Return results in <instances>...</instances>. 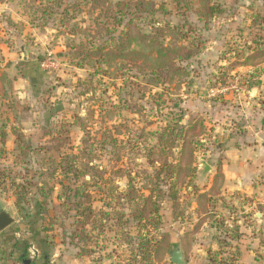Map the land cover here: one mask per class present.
Instances as JSON below:
<instances>
[{"label": "rangeland", "instance_id": "obj_1", "mask_svg": "<svg viewBox=\"0 0 264 264\" xmlns=\"http://www.w3.org/2000/svg\"><path fill=\"white\" fill-rule=\"evenodd\" d=\"M152 1L164 3L169 15H143L138 26L146 31L152 21L182 25L188 42L200 49L182 63L186 77L152 90L122 63L113 69L77 67L80 57L73 53L79 44L91 48L112 42L104 31L96 34V24L105 28V22L95 20L88 3L0 4V204L17 215L0 233V264H138L140 258L131 253L135 246L125 242V234L137 233L131 224L121 228L110 220L101 229L95 223L94 229L86 228L87 239L71 241L75 213L58 199L60 184L84 190L86 181L89 189L84 192L91 193L93 208L108 211L103 204L111 202V192L122 195L127 190V178L113 176L115 167L129 170L136 189L146 186L143 171L154 175L156 166L146 164L145 149L156 146L155 133L180 115L182 124L196 128L193 173L182 166L175 186L178 207L174 210L165 201L161 225L147 227L146 239L155 246L161 234H167L185 264H264V220L254 216L263 208L248 207L243 195L221 196L223 183L219 193L197 205L198 195L210 188L215 174L203 178L200 162L220 167L213 152L222 128L257 121L264 110V59L238 65L251 51L264 48V0H214L224 13L208 22L182 16L165 0ZM177 158L174 149L172 161ZM87 162L92 171L83 179L66 177L60 169L51 176L65 164L80 174ZM95 172H103V177ZM20 197L25 203L17 205ZM166 248L157 257L150 248V264H172V250L168 254Z\"/></svg>", "mask_w": 264, "mask_h": 264}, {"label": "trees", "instance_id": "obj_2", "mask_svg": "<svg viewBox=\"0 0 264 264\" xmlns=\"http://www.w3.org/2000/svg\"><path fill=\"white\" fill-rule=\"evenodd\" d=\"M7 0H0V4ZM37 4L40 7L43 2L50 4V7H59L65 0H24ZM79 1V0H74ZM90 5L91 10L96 14L95 20L102 19L105 23V28L96 24V34L104 31L110 36L111 43L109 46H91L79 44L73 53L80 57L78 68L88 67L94 69L97 65L105 66L113 69L122 63L126 72L134 73L135 76L142 78L144 86L148 89H159L170 86L174 81L179 82L186 77V69L182 63L190 61L200 53L198 46L193 47L191 42H188L187 34L183 31L182 25L159 24L158 22H148V30L144 31L137 24L143 15L154 16L156 13L167 15L165 4L157 6L152 0H82ZM177 8L184 16V13L193 15L198 21L208 22L224 13V8L214 0H165ZM76 3V2H75ZM45 12L44 10H41ZM169 15V14H168ZM117 27H122L116 36H112L113 31ZM264 59V48H257L250 52L244 59L242 64L253 62L255 60ZM35 61V60H34ZM28 66V65H27ZM39 67V66H38ZM29 68V67H28ZM31 74V70L29 69ZM178 84H174L175 87ZM132 108L131 106H128ZM134 110V106H133ZM79 128L85 131L82 120L78 118ZM182 115H180L173 124L167 122L162 127L161 132H157L156 146L145 149L144 157L148 167L156 166L154 175H148L146 179L148 184L136 189L134 186V178L125 167H115L113 176L115 178H127V190L122 195L113 194L109 197V204L104 202V207L108 211L94 209L92 206L91 193L84 192L89 189L86 181L82 182L85 189L80 188L71 190L65 185L60 184L62 193L58 199L67 202L69 205L68 211L75 213V221L73 230L70 236L71 241L75 239H87V227L95 228V223L103 229L104 225L112 220L116 227L131 226L137 228L135 236L125 234V242L128 246H135L131 253L135 257H139L138 264H150L151 252L157 257L160 249L166 246V253H170L173 246L169 243L168 235L161 234V239L152 246L147 238V227L153 229L159 228L161 225V205L165 201H169L172 208L176 210L178 207L177 194L175 186L178 178L182 173V166L185 165L189 173H193L191 165L193 162L194 139L197 138L194 126H186L181 123ZM189 127V128H188ZM2 141H4L2 139ZM61 142L59 145H63ZM86 144V141L83 140ZM178 150V158L172 161L173 150ZM120 155V153H118ZM116 161L120 162L119 156H116ZM90 162L84 164V172L78 174L77 171L70 165L57 166L51 172L54 176L57 171L66 177H78L83 179L90 174L92 166ZM70 174V175H69ZM103 172H95L99 178L103 177ZM94 175V174H93ZM0 178L3 174L0 169ZM223 183V175L220 167H217L212 178V184L207 191L198 195L200 200L197 202L198 207L206 203L212 193H219ZM17 189L23 190L19 184L15 185ZM165 190H163V188ZM18 193V192H17ZM104 194V193H103ZM25 203L24 198L17 199L16 204ZM114 205L117 208H113ZM37 204L36 207H39ZM42 208V207H41ZM45 212L44 209H40ZM179 215L174 216V221L178 220ZM135 252V254H134ZM83 254H90L83 251ZM92 254V253H91ZM21 259V257L19 258Z\"/></svg>", "mask_w": 264, "mask_h": 264}, {"label": "crops", "instance_id": "obj_3", "mask_svg": "<svg viewBox=\"0 0 264 264\" xmlns=\"http://www.w3.org/2000/svg\"><path fill=\"white\" fill-rule=\"evenodd\" d=\"M261 113L257 121L223 127L213 152L223 175L221 196L247 197L248 207L263 208L254 214L258 221L264 220V110ZM211 169L210 175L215 172Z\"/></svg>", "mask_w": 264, "mask_h": 264}, {"label": "water", "instance_id": "obj_4", "mask_svg": "<svg viewBox=\"0 0 264 264\" xmlns=\"http://www.w3.org/2000/svg\"><path fill=\"white\" fill-rule=\"evenodd\" d=\"M28 58L31 61L35 60V56H32V54H28ZM200 165H201L200 175L204 178L208 174L211 173L212 169L204 161H201ZM16 221H17L16 213L0 204V233L6 231ZM169 261L172 264H185V260L182 256V253L179 247H175L172 250Z\"/></svg>", "mask_w": 264, "mask_h": 264}, {"label": "built area", "instance_id": "obj_5", "mask_svg": "<svg viewBox=\"0 0 264 264\" xmlns=\"http://www.w3.org/2000/svg\"><path fill=\"white\" fill-rule=\"evenodd\" d=\"M42 67V66H41Z\"/></svg>", "mask_w": 264, "mask_h": 264}]
</instances>
